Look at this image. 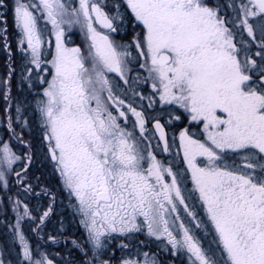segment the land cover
<instances>
[{
	"label": "snow or ice",
	"instance_id": "snow-or-ice-1",
	"mask_svg": "<svg viewBox=\"0 0 264 264\" xmlns=\"http://www.w3.org/2000/svg\"><path fill=\"white\" fill-rule=\"evenodd\" d=\"M0 47V264H264V0H0Z\"/></svg>",
	"mask_w": 264,
	"mask_h": 264
},
{
	"label": "rangeland",
	"instance_id": "rangeland-1",
	"mask_svg": "<svg viewBox=\"0 0 264 264\" xmlns=\"http://www.w3.org/2000/svg\"><path fill=\"white\" fill-rule=\"evenodd\" d=\"M221 3H223V0H220ZM77 32V31H76ZM72 35H71V40H72ZM79 40L82 45V37L79 35ZM72 46V45H70ZM6 62H7V56L5 55L2 47H0V80H3L6 77L7 74V67H6ZM13 91L15 95H19V93L16 91L17 85H16V81L15 79L13 80ZM148 87L145 86L144 88L141 89V91H144L145 94H147L148 92ZM3 115V101L2 99H0V116ZM163 122V121H162ZM178 125L180 124V122H176ZM181 127L184 125H180ZM169 132L171 133L172 128L169 127L168 128ZM17 131H19V129H17ZM0 137H3L5 140H7V135H5V127L2 123H0ZM32 140V143L35 147V151H36V155H35V159L32 163V166L34 169H38V165L41 164L44 165L43 170H49V174L48 176H46L43 173V178L44 180H40V184L41 187H46V188H50L53 190V192H57L58 197H57V205H56V215L51 217L50 222L48 223L47 229L46 231L51 233L54 230H63L67 233V236L70 239H78L81 235V231L78 230V225H77V219L74 218L73 216V209L71 207L68 206V199H67V194L66 192H61L60 191V181H59V177L58 175L54 174L52 171V168L50 166V164L44 159L43 155L40 153L39 151V132L38 130L33 131V136L29 137V136H25V139ZM13 147L14 150L17 152V154L21 153V147L18 146L16 144V142L13 140ZM42 169V166H41ZM39 177V176H38ZM37 191H39V189H37ZM41 203H46L45 201H41ZM5 219V217L0 216V221H3ZM9 219H11V215H9ZM63 220V225L60 224V221ZM28 225H25V228L27 230ZM206 237H208V241H207V247H209L212 244V240L210 235H207ZM144 240H146V237L144 235ZM151 242V244H150ZM8 243V230L6 229V227L4 225H2L0 223V248L4 247L6 244ZM119 243V242H118ZM149 247H147L144 251H150V252H158L159 253V259L162 261V264H178L177 262H180L181 264L184 263V261L182 260V257H176V256H172L169 253H167L166 251H161L162 249V245H160L159 242L155 241V240H151L148 241ZM68 248H65L63 245L60 246H54L51 247L49 250L53 253H57L59 252L61 255H68ZM6 251V249H5ZM7 254V252H6ZM117 255L119 256L120 253L117 252ZM186 264H187V259H186Z\"/></svg>",
	"mask_w": 264,
	"mask_h": 264
},
{
	"label": "flooded vegetation",
	"instance_id": "flooded-vegetation-1",
	"mask_svg": "<svg viewBox=\"0 0 264 264\" xmlns=\"http://www.w3.org/2000/svg\"><path fill=\"white\" fill-rule=\"evenodd\" d=\"M9 29H10V32H12V19H11V15H9ZM125 31L128 33V35H123V36H117L116 38L118 39V40H129V39H131V27H127L126 26V29H125ZM72 41L74 42V44L72 45V46H76V45H80L81 46V43H80V40H79V33L78 32H76V31H74L73 33H72ZM12 42V46H13V49H15V42H14V40L13 41H11ZM17 60H19V57H17ZM8 63V61L6 62V64ZM169 131V130H168ZM28 139V138H27ZM39 143H40V141H39ZM159 159H162V160H164L165 159V156H159L158 157ZM169 159H170V157H169ZM41 166H42V169H41ZM41 166H40V164L38 165V168H40L41 170H42V172L46 175V176H48V174H49V170H43V168H44V165H42L41 164ZM39 169V170H40ZM33 171H34V168L33 167H31V169H30V175H33ZM35 176V175H34ZM191 206V205H190ZM197 212H199V209H195ZM196 235L197 236H199L200 238H201V240H202V243L204 244V246L207 248V241H208V237H206L204 234H203V232H201V231H199V230H197L196 231ZM210 235V237H211V239H213V237H212V235L211 234H209ZM144 235L143 234H140V235H138L137 237H136V240L137 241H144ZM127 241H125V243H126ZM150 244H151V242H150ZM69 248H71V245L69 244ZM144 249L145 250H147L146 248H142L141 250L142 251H144ZM162 251V250H161ZM72 255L73 256H75V253H72ZM186 257H182V260L184 261V263L183 264H186ZM178 264H181L180 262H177ZM187 264H188V261H187Z\"/></svg>",
	"mask_w": 264,
	"mask_h": 264
},
{
	"label": "bare ground",
	"instance_id": "bare-ground-1",
	"mask_svg": "<svg viewBox=\"0 0 264 264\" xmlns=\"http://www.w3.org/2000/svg\"><path fill=\"white\" fill-rule=\"evenodd\" d=\"M40 168H38V169H34V171H33V175H35V176H39L40 178H41V180H44V178H43V172H42V170L40 169ZM2 225H4L3 223H1Z\"/></svg>",
	"mask_w": 264,
	"mask_h": 264
}]
</instances>
